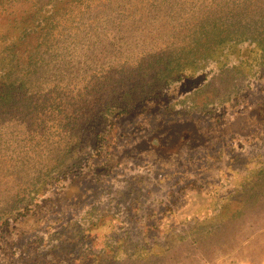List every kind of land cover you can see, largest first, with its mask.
Returning a JSON list of instances; mask_svg holds the SVG:
<instances>
[{"label":"rangeland","instance_id":"1","mask_svg":"<svg viewBox=\"0 0 264 264\" xmlns=\"http://www.w3.org/2000/svg\"><path fill=\"white\" fill-rule=\"evenodd\" d=\"M34 4L26 86L0 103V264H263L254 43L224 46L92 131L108 99L189 49L200 25L263 32L264 0H4L3 50ZM7 51L0 77L17 66Z\"/></svg>","mask_w":264,"mask_h":264},{"label":"trees","instance_id":"2","mask_svg":"<svg viewBox=\"0 0 264 264\" xmlns=\"http://www.w3.org/2000/svg\"><path fill=\"white\" fill-rule=\"evenodd\" d=\"M3 3L4 0H0V5ZM33 7L25 15H14L13 21L15 24L6 29L5 33L9 32L11 37H9V43L4 50L3 46L0 47V54L8 50L7 52H10L11 56L16 59L17 66L9 68L0 77V103L11 102L15 91L26 86L24 78L18 75L19 65L21 64L19 50L21 44H25L28 35L31 34L32 23L41 10V7L35 6V4ZM247 33L249 31L230 30L218 24L200 25L197 30V38L189 49H184L168 58L154 75L147 79H139L130 87L119 92L118 95L108 99L98 113L100 124L93 128L92 132L95 133L96 129L108 124L111 121L108 122V119L128 113L136 104L159 96L164 88L178 79L188 66H196L199 60L213 57L226 45L233 43L234 46H237L239 43L249 40L250 43H254V47L246 51L245 54L249 58L251 55L253 59H257L258 56L263 57L264 61V31L254 35L252 34L253 31L250 35H247ZM32 52L27 56L28 63H32L35 58ZM262 65H264V62ZM197 68L195 67V69ZM94 137L99 139L100 135L96 133Z\"/></svg>","mask_w":264,"mask_h":264},{"label":"crops","instance_id":"3","mask_svg":"<svg viewBox=\"0 0 264 264\" xmlns=\"http://www.w3.org/2000/svg\"><path fill=\"white\" fill-rule=\"evenodd\" d=\"M262 264V263H261ZM264 264V263H263Z\"/></svg>","mask_w":264,"mask_h":264}]
</instances>
